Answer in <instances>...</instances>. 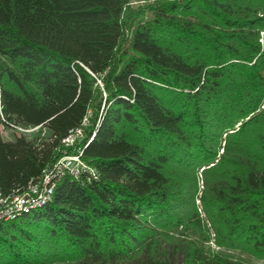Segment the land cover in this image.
Masks as SVG:
<instances>
[{
  "label": "trees",
  "instance_id": "16d2710c",
  "mask_svg": "<svg viewBox=\"0 0 264 264\" xmlns=\"http://www.w3.org/2000/svg\"><path fill=\"white\" fill-rule=\"evenodd\" d=\"M128 1L0 0V196L84 118L94 169L0 221V264L264 260V0Z\"/></svg>",
  "mask_w": 264,
  "mask_h": 264
},
{
  "label": "built area",
  "instance_id": "2783aa9c",
  "mask_svg": "<svg viewBox=\"0 0 264 264\" xmlns=\"http://www.w3.org/2000/svg\"><path fill=\"white\" fill-rule=\"evenodd\" d=\"M87 118L79 127L70 129L61 140L64 147H71L70 152H64L51 166L45 168L37 182H31L22 193L0 196V221L15 218L23 211L38 208L50 201L56 184L69 174L78 177L87 172L94 175V169L82 159L83 150L88 146L90 137L81 147L73 148L75 143L84 139V129Z\"/></svg>",
  "mask_w": 264,
  "mask_h": 264
},
{
  "label": "rangeland",
  "instance_id": "374dc122",
  "mask_svg": "<svg viewBox=\"0 0 264 264\" xmlns=\"http://www.w3.org/2000/svg\"><path fill=\"white\" fill-rule=\"evenodd\" d=\"M146 2V0H129L128 3L132 7H136L138 5H142ZM201 170H199V173ZM200 175H198V178ZM196 203L198 204V201L196 200ZM205 251L208 254H213L217 253L220 254L226 258H230L232 260H238L240 262H243L244 264H264V260L262 259H257L252 257L249 254L243 253L238 250H230V249H224V248H219L215 246L212 242H208L204 245Z\"/></svg>",
  "mask_w": 264,
  "mask_h": 264
}]
</instances>
